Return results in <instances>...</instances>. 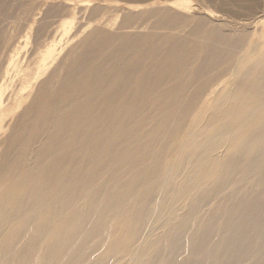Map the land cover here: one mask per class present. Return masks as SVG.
Here are the masks:
<instances>
[{
	"label": "bare ground",
	"instance_id": "bare-ground-1",
	"mask_svg": "<svg viewBox=\"0 0 264 264\" xmlns=\"http://www.w3.org/2000/svg\"><path fill=\"white\" fill-rule=\"evenodd\" d=\"M84 1L0 0V264H264V0Z\"/></svg>",
	"mask_w": 264,
	"mask_h": 264
},
{
	"label": "rangeland",
	"instance_id": "rangeland-1",
	"mask_svg": "<svg viewBox=\"0 0 264 264\" xmlns=\"http://www.w3.org/2000/svg\"><path fill=\"white\" fill-rule=\"evenodd\" d=\"M17 1H21V2H24V4H23V6H22V8L24 9V10H26V9H30V8H32L33 6H36L38 3H43V2H45V1H49L47 4H49V3H55V4H69V3H71L70 2V0H17ZM82 1H84V0H74V3L75 2H79L80 3V5H82L83 6V4H81V3H83ZM175 1H180V2H183V3H186V4H188V5H190V6H192V5H195V3H196V0H175ZM85 2V1H84ZM130 5V6H129ZM120 6L121 7H129V8H132V10H134V11H136V10H139L141 7H144L143 5H136L135 4V6H131V4H129V3H124V2H120ZM30 7V8H29ZM45 7H47L46 5L45 6H42V8H41V11L43 12L44 11V9H45ZM42 14V13H41ZM39 15V18H41L42 17V15ZM82 14H83V16H85L84 15V13L83 12H79V14H78V20H80V23H85L86 22V20L85 19H82ZM84 20V21H83ZM77 23H79V22H77ZM80 24H77L76 26L78 27ZM75 33V28L69 33V35L71 36V35H73ZM63 35V34H62ZM62 37V36H61ZM63 37L65 38V36L63 35Z\"/></svg>",
	"mask_w": 264,
	"mask_h": 264
}]
</instances>
